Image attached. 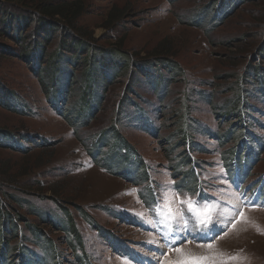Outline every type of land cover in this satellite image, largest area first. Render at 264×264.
I'll list each match as a JSON object with an SVG mask.
<instances>
[{
  "label": "rangeland",
  "instance_id": "rangeland-1",
  "mask_svg": "<svg viewBox=\"0 0 264 264\" xmlns=\"http://www.w3.org/2000/svg\"><path fill=\"white\" fill-rule=\"evenodd\" d=\"M80 1L87 14L79 32L95 40L97 52L122 47L133 55L134 66L125 68L119 83L93 85L105 97L98 102L97 117L88 116L87 102V112L72 124L48 103L39 78L18 56L25 54L24 45L0 36L1 48L17 53L0 50V84L30 106L26 116L0 106V128L28 131L38 145L28 139L27 152L0 148L2 171L13 179L0 191L7 205L0 214V263L4 253L7 264H264V182L255 180L264 175V94L256 81L245 83L247 96H255H245L239 106L237 92L227 91L235 90L230 73L236 66L252 64L257 45L251 59L234 52L261 40L264 0L238 11L211 35L204 33L208 22L203 26L200 21V0ZM62 34L55 35L49 51H55L58 40L71 43ZM163 47L172 50L182 73L141 71L136 64ZM82 51L93 58L94 50ZM85 63L78 66L79 77ZM95 68L99 79L102 74L110 78L113 70H105L99 60ZM79 88L65 104L70 112L87 90ZM89 99L98 101L93 93ZM184 133L188 144L180 143ZM226 133L233 139L223 141ZM40 138L50 142L49 148L43 150ZM239 144L241 153L230 157ZM123 147L124 156L136 152L147 166L134 178L130 169L136 158H121ZM232 170L238 174L234 179ZM3 221L9 229L4 230ZM212 223L227 231L209 244L220 232ZM112 240L127 248L125 255L112 247Z\"/></svg>",
  "mask_w": 264,
  "mask_h": 264
},
{
  "label": "trees",
  "instance_id": "trees-1",
  "mask_svg": "<svg viewBox=\"0 0 264 264\" xmlns=\"http://www.w3.org/2000/svg\"><path fill=\"white\" fill-rule=\"evenodd\" d=\"M170 2L173 3L176 1L170 0ZM254 2L259 4L261 3V0H200V7L197 9L200 11V17L201 13L203 15V20L200 21H202L203 26H205L204 24L208 22V26H205L207 30H205L204 33L206 35H211L210 33H213L219 27L221 28L224 24L226 25L227 21L232 18L238 11L243 10V8L248 7L249 4ZM85 9L86 7L84 3L80 0H0V36L10 38L11 41L20 46L24 45L25 54L18 56L24 57L23 59L26 60L31 70L35 75H37V78H39L48 103H50V105L54 107L61 116H65L66 119L69 120L72 124H75L77 122L80 114L87 112V102L90 103L89 106L91 108V110H89L88 112L89 115H87H93L92 118L94 119L97 117L101 107L98 102L102 101L105 97L102 92L96 94V92L93 90V85H96L97 87L99 84V80H102V83L104 85L107 83L106 86H111L112 84L117 82L119 83V79L123 75H125V68L128 69L131 66H134V58L132 57L133 55L130 56L128 52L122 50V47H117V49L114 50L107 49V51H95V47L99 48L95 43V40H91L88 38V36H83L81 34L82 32H79V22L81 18H83V16L87 14V11H85ZM119 18L121 19V17H119L118 15L116 17V20H118ZM111 19L115 20V18L112 16ZM259 24L264 27V18L263 20L259 21ZM192 25L193 24L190 23V26ZM28 31L30 33H28ZM63 32L64 34H62V36H65L66 40L70 41L72 44L66 42H62L61 44V41L58 40L59 45L55 49V51H49L50 49H48V46L50 43H53V40L56 37L55 35L59 33L61 34ZM30 36H32V38H30ZM244 36L246 35L244 34ZM242 38L243 37L238 39ZM221 39L224 38L222 37ZM260 39L261 40L256 41L254 44L247 45L246 49H241L240 46L236 47V50L234 52L235 55H244L245 57H250L249 59H251V57L253 56L251 60L252 64H249L248 62L245 63V67L243 66L241 68H244L242 71H239L241 69H239V66H236L237 71L230 73V75L233 78L235 77L236 79L234 87L235 90L227 89V91L237 92V97H239V106L241 104L244 106L242 99L247 96V91L249 90L248 85H246L245 83L255 84L254 81H256L258 83V87H260V92L264 94V85H262L264 82V32ZM1 46L2 45L0 44V50H3ZM255 46L257 50L252 56H250L253 53L252 50ZM76 48L84 50L85 52H87V54L91 50H94L93 58H85L86 55L84 56L83 54L86 53H82V50H75ZM4 50L6 52L11 51L14 54H17L13 48L7 50V46L4 47ZM65 52H68L70 54V57H64L63 54ZM113 54L120 57L113 58ZM107 58L110 60L109 62L111 64L107 62ZM98 60L101 62V66L105 68V70L109 68L113 69L111 70L110 78H106L102 73V78H98V75L100 74L96 72L97 70L95 68V64L98 62ZM83 63H85L84 70L81 75L82 77H79L78 66L82 65ZM136 65L141 71H147L151 68H154L155 72L159 68L160 70L167 69L168 71H171V73L176 72L177 74L182 73L181 71H183V69H180V65L175 59L172 50H169L166 47L159 49V52L154 54L153 57L151 56L142 59L141 63H138ZM131 70L128 71V74H131ZM241 82L244 83V88L240 87L239 89H237L238 86L236 85H239V83ZM79 85L80 90L82 88H86L87 90L84 92V94H82L83 98L81 99V101L76 104L78 105L77 109L75 108L76 105H74L73 111L76 112H70L69 109H66L65 104L70 101V94L73 93L75 89L79 87ZM92 93L96 95L98 100L97 102H93L94 100L92 101L93 97L91 100L89 99ZM123 93L125 92H122V94ZM253 96L255 95H248L247 98H252ZM121 101L122 98L120 97L115 102V108L118 111L120 109V106H116V103H121ZM0 106L5 107L11 112H14L21 116L30 114V111H28V108L30 107L29 102H24V100H22L17 93H14L13 89H10L8 86L3 84H0ZM233 107L235 108L236 106L233 105ZM251 110L253 109L251 108ZM117 114L113 120L112 126L115 125V122L117 123ZM226 115L228 118L229 115ZM75 116L76 118L74 119L73 117ZM88 124L89 123L86 121H84L83 123V125ZM107 131L108 130H104V132ZM0 133H4V142L0 143V148L2 149L8 148L16 151L27 152L31 148L28 147V144L25 145L24 141L28 139H31L30 142H35L36 147L38 146L36 143V137H28V131H15L6 128H0ZM8 135H10L11 140L8 138ZM188 135L189 134L184 133L183 136H181L182 138L180 140V143L188 144ZM225 136L226 137L222 138L223 141L233 139L230 134L227 135L226 133ZM123 140L126 141L124 137ZM38 143L41 145V147H43V150L49 148L46 146H48L50 142H43V139L40 138ZM244 143L245 141H243V144ZM128 148L130 147L128 146L126 148V151L129 150ZM242 148L243 145L241 146L239 144L238 147L233 150L230 157L238 156L241 153ZM124 151V147L120 148L119 155L121 156V158L122 156H124ZM136 154V152L133 154L130 152H126L124 156L125 158H127L126 160H130L131 156H134L136 158L133 162V168L130 169L135 171L133 173V178L135 177L136 172L140 173L138 171L140 167L147 169V166H144L142 159L136 156ZM91 155L95 160H97L96 153L91 152ZM121 158L118 159V166L120 169L124 168V166H121L123 163L120 162ZM185 160L187 161L188 158L186 157ZM181 162L185 161L182 160ZM26 174V172L20 173L21 176H25ZM116 174L119 175L118 172H116ZM145 176H147V174H145ZM12 182L13 179L9 176L8 171H2L0 165L1 193H4L2 186ZM1 193L0 208L2 211L0 212V214L2 215L3 211L7 208V205L5 207L6 202L4 201ZM53 199L55 202L60 200V198L58 199L57 197H53ZM19 200L21 199L17 198V201ZM8 215L7 217H9V219L7 220L9 223H11V216ZM5 222L6 221H3L4 230L9 229V226L7 227V224L9 225V223ZM13 223H15V226L18 224L17 222ZM0 227L1 233H3L1 219ZM108 237L110 240L111 237L107 233L106 238L108 239ZM113 242L114 241L112 240L111 243L114 249H117L119 252H121V250L124 251L125 246L122 244L120 245V240H118V242L116 243ZM1 255L3 257V260L0 264H7L8 257L5 256L4 253H2Z\"/></svg>",
  "mask_w": 264,
  "mask_h": 264
},
{
  "label": "snow or ice",
  "instance_id": "snow-or-ice-1",
  "mask_svg": "<svg viewBox=\"0 0 264 264\" xmlns=\"http://www.w3.org/2000/svg\"><path fill=\"white\" fill-rule=\"evenodd\" d=\"M181 203H184V202L181 201ZM186 206H187V208L189 209V211H192V210L194 209V205H193V203L191 202V200H189V201L187 202V205H186ZM165 207H166V209H167V212H168L169 214H172L173 210H172L171 206H170V205H165ZM162 223H163V221H162ZM202 223H203L205 226H207V225L209 224V221L206 220V219H204V220H202ZM216 227H220V232L216 233L214 236L210 237L208 241H206V242H208L209 244H210L212 241H214L219 235H221V234H223L224 232L227 231V228H226V227H223V226L217 225L216 223H212V228H216ZM200 235H201V236H205V235H207V232H202V233H200ZM194 238H195V237H194ZM184 242H186V241H184ZM157 250L159 251L160 249H157ZM162 254H164V253H162Z\"/></svg>",
  "mask_w": 264,
  "mask_h": 264
}]
</instances>
